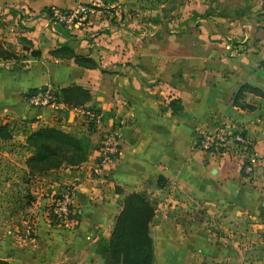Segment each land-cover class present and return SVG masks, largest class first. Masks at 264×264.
I'll return each instance as SVG.
<instances>
[{"label":"crops","instance_id":"0c3cea01","mask_svg":"<svg viewBox=\"0 0 264 264\" xmlns=\"http://www.w3.org/2000/svg\"><path fill=\"white\" fill-rule=\"evenodd\" d=\"M84 1L92 0H0V43L24 54L0 57V122L16 128L9 140L20 145L7 148L0 140V207L3 200L17 204L13 200L26 190L30 202L34 198L28 210L36 211L28 220L32 236L8 240L0 225V258L14 264H103L95 242L108 236L123 196L134 191L155 205L152 264H233L238 256L241 262L240 249L236 257L231 250L237 242L210 229L201 215L222 211L264 230V98L244 91L238 100L251 108L232 103L243 82L264 89V0H188L190 11L172 17L160 11L153 24L145 14L115 12L110 18L98 5L70 28L52 20L53 8ZM30 49L40 54L30 55ZM70 84L86 88L84 105L118 124V157L104 176L89 171L97 132L71 112L23 99L34 88ZM173 97L182 104L176 112L166 105ZM219 122L240 127L250 139L255 164L249 174L240 171L242 151L204 156L194 146L199 131ZM40 125L85 134V160L21 176L26 166L17 149L26 130ZM16 153L18 159L12 158ZM30 181L39 186L29 187ZM66 185L76 212L70 227L46 216V205ZM10 186L18 187L15 194ZM26 205H16L17 216L25 215Z\"/></svg>","mask_w":264,"mask_h":264},{"label":"trees","instance_id":"16d2710c","mask_svg":"<svg viewBox=\"0 0 264 264\" xmlns=\"http://www.w3.org/2000/svg\"><path fill=\"white\" fill-rule=\"evenodd\" d=\"M162 2L163 0H153ZM30 55L38 56V49H30ZM13 56L23 59L24 54H15L9 46L0 43V57ZM76 59L84 60L77 57ZM264 67V60L259 62ZM33 90V89H32ZM244 91L264 98V89L252 86L246 82L238 85L232 93V103L243 108H251L250 104L238 99ZM57 97L70 106L84 105L89 98L86 88L77 84L58 87L55 89ZM171 112L182 109L180 98L173 97L167 102ZM91 106V105H88ZM93 107V106H91ZM11 126L8 121L0 122V138L10 136ZM240 133H244L243 130ZM89 139L85 134H76L62 130L52 125H40L29 130L21 144L29 154L24 159L26 169H22L21 176L31 173H42L50 168H57L61 163L70 166L84 161L88 152ZM241 173L243 172L240 168ZM32 196L24 191L19 200H13L21 207L29 204ZM154 201L138 192H128L121 200L120 208L114 214L107 237H100L95 242V252L100 256L103 264H152V238L149 233V222L154 214ZM262 249V247H259ZM0 264H14L0 258ZM47 264H79L75 262H54Z\"/></svg>","mask_w":264,"mask_h":264},{"label":"built area","instance_id":"2783aa9c","mask_svg":"<svg viewBox=\"0 0 264 264\" xmlns=\"http://www.w3.org/2000/svg\"><path fill=\"white\" fill-rule=\"evenodd\" d=\"M93 5H102L100 0L77 2L72 7L60 10L53 8L51 17L53 21L62 23L66 28L80 24L86 18L87 13ZM24 101L33 107H48L54 112H71L79 116L87 130L98 133L95 150L97 152L95 161L90 167L91 174L104 176L109 173L118 157L120 149V135L118 124L108 121L102 110L88 105L70 106L61 101L55 88L46 86L34 88L24 94ZM242 129L228 122H219L209 131H199L194 141V146L208 155H221L224 153L243 152L241 158V169L243 173L249 174L255 164V158L249 151L250 139L243 133ZM71 187L66 185L64 189L51 200L48 213L52 214L53 222L68 227L75 222L71 213L74 208L71 206Z\"/></svg>","mask_w":264,"mask_h":264},{"label":"rangeland","instance_id":"374dc122","mask_svg":"<svg viewBox=\"0 0 264 264\" xmlns=\"http://www.w3.org/2000/svg\"><path fill=\"white\" fill-rule=\"evenodd\" d=\"M102 1L103 4L99 5L98 8H101L103 10L101 12L106 14L107 16L109 15L110 18L114 16L115 12L117 14L121 12L128 14H137V15L145 14L149 17L150 22L152 24L157 22V18L159 17L160 11H162L165 14V16H171V17L174 16V14L177 12L178 14H182L190 11V9L185 7V4H188L186 2L188 0H163L162 2H155L153 0H115V2L112 5L110 0H102ZM15 130L16 128L11 127L10 136L6 139L0 138L1 141H5V142L7 141L4 144L6 145L7 148L10 146H20L19 143H16L15 139L9 140L10 138H12V134H17L15 133ZM27 132L28 131L26 130L25 134ZM17 150L19 151L22 150L21 155H23V161H24L25 157L29 154V151L26 150L23 146L18 148ZM18 156H19L18 153H16V155L11 154L12 158L18 159L17 158ZM0 159H1L0 162H2V158ZM19 161H22V159ZM59 166L68 167L69 165L63 162ZM11 170L12 169L8 168L7 172H11ZM60 172H62V169ZM20 180H19L20 186L24 187L26 183H24L21 176H20ZM39 183L40 181L39 182L30 181L28 186L38 187ZM9 188H10L9 189L10 192H13L15 194L16 188L18 187L10 186ZM22 190L23 188L21 189L20 192H23ZM33 201L34 198L32 202ZM32 202L24 206L25 209L27 210L24 216H17L16 215V211L18 209V206H16L17 204L10 203V201L8 200L2 201V205L4 207H0V225H2L5 228V234L8 235L7 236L8 238H10L8 240L18 241L20 239L25 238V236L28 237L32 236L33 234L32 224L30 221H28L30 216H34L36 214L34 213L36 212L35 209L34 211H30V209L28 210V208L32 206ZM71 206L74 208L73 203L71 204ZM49 208H50V204L48 203V205H46V210H49ZM75 214L76 212L74 208L73 212L71 213V217L74 218ZM46 216L49 222H53L52 221L53 217L51 213H48L47 211ZM201 217L210 229L215 230L216 233L221 235L223 234V232L225 233L227 232L230 234V237L237 242V245L235 246L233 245L231 250L233 252V255L236 257V254L238 256V250H237L238 247V249H240L241 255L243 256V259L240 262L239 259H237L239 257L238 256L235 259V261H233V264H264V230L261 231L259 229L250 228V226L246 224L248 223V221H246L245 218L238 217L233 214L223 213L222 211H216V210H211L209 212L204 211ZM260 246L262 247V249L259 248Z\"/></svg>","mask_w":264,"mask_h":264}]
</instances>
